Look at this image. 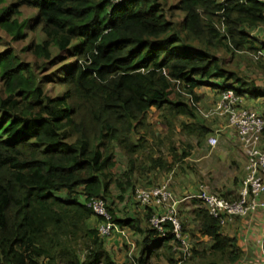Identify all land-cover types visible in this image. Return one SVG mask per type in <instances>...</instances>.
Segmentation results:
<instances>
[{"label":"trees","instance_id":"16d2710c","mask_svg":"<svg viewBox=\"0 0 264 264\" xmlns=\"http://www.w3.org/2000/svg\"><path fill=\"white\" fill-rule=\"evenodd\" d=\"M167 1L0 0V28L12 41L25 38L21 7L36 11L29 28L44 37L24 48L31 63L0 51V264H148L151 256L178 264L170 224L160 235L148 224L154 207L139 214V206H128L136 184L161 185L158 177L190 155V144L181 153L171 147L169 157L151 154L148 116H181L188 121L180 122L181 139L200 141L213 131L197 117L199 87L243 101L264 98V88L217 56L222 48L264 59V44L252 35L264 27V2L173 0L183 17L178 26L165 17ZM253 68L264 71V64ZM47 85L63 91L51 95ZM91 198H102L112 221L137 237L133 261L117 263L90 225L84 202ZM181 212V234H190ZM191 212V237L208 240L205 248L190 243L182 264L236 262V239L219 220L201 205Z\"/></svg>","mask_w":264,"mask_h":264},{"label":"rangeland","instance_id":"374dc122","mask_svg":"<svg viewBox=\"0 0 264 264\" xmlns=\"http://www.w3.org/2000/svg\"><path fill=\"white\" fill-rule=\"evenodd\" d=\"M173 6H174L173 0L167 1L166 5H164L163 3V8L167 12H168V8H169V12L172 10V13L168 12L165 17L168 21L171 20L179 26L183 17L179 12L173 9ZM19 12L20 14L18 15L17 20L20 22H24V24L27 22V27H24L25 38L19 41H12L11 35L7 33L4 29L0 28V51L6 48H10L14 52V54H16L17 57L22 60V62L31 63L33 62L32 56L29 54L28 51H23V50L25 47L29 46L31 41L33 40L41 41L44 39V37L42 34L39 33L38 31L39 27L33 26L32 28H29L30 25L33 24L32 19L35 17L36 11L30 8L21 7ZM170 14H173L172 18H170ZM215 22L217 21L215 20ZM252 35L255 38H257V40H259L260 43H264V27L259 28L257 32H255L254 30ZM54 53L56 54L57 51L54 50ZM217 56L221 59V61H223L224 66H226L228 69L232 71H238V69L242 70V73L247 77L248 81H250L251 79L255 80L254 81L255 86L264 88V71L253 68L254 65L264 64V59L262 57L257 59L252 58L251 53L248 52L235 53L231 55V53L230 54L225 53L222 48L217 52ZM46 89L47 91L50 92L51 95L54 96H58L63 91V89L58 86H54L53 89H51V87L47 85ZM196 92L197 95L201 97L200 102H198L197 104L200 115L202 113H207L216 104L215 102L217 101V96L219 94L213 93L209 87L204 85L199 87L196 90ZM209 94L211 95L209 96ZM205 96L208 98H205ZM248 101L250 102V99ZM259 102L260 103H257L256 105L258 106L260 105L261 108L264 110V99H262V101L260 100ZM248 107L252 110H255L251 106ZM260 113L264 117L263 112ZM201 116L197 114V117L200 121H202L208 126H210V123L213 124L211 120H213V118L215 117H209L206 119L203 118V116L202 117ZM168 119L172 124L170 128L167 127L166 121ZM148 120H149V128H147L148 129L147 145L149 146L148 148H152L151 154H153L154 156L156 155L158 149H160L161 153H163L166 156V154L168 155L170 154L171 147L175 148L176 151L175 153H181L182 149L186 146V144L191 145V148L189 150L190 151L189 157L186 158L182 163H179L177 165L175 164L172 171L169 174L160 175L156 183L157 184L167 183L168 189L172 192L174 198L176 200H179V203L177 204V209L178 211L179 209L183 211V213L181 212L183 214V217L180 213L181 221H183L186 224L187 230L193 232L195 231L196 224L194 225L195 222H192L193 213L191 211L193 209L200 207V205L198 203H192V200L184 199V197L188 196L189 194L196 193L199 190L200 186L205 188L209 192L217 195H221L224 193H230V196L236 195L237 193H235L234 190L238 180L237 177H239L240 174L236 166V161L233 159L235 154L233 153V155L231 156L230 151L218 146H216L210 152L209 148L206 147L205 145L208 136L205 138V143H203V140L199 142L197 141V139L188 138V136L185 135L184 138L181 139L182 132L179 128L180 122H188L185 118L181 116L171 117V115L166 111L163 114L160 111L153 110L148 116ZM154 136H156V139H153ZM154 143L156 145L159 144V147L156 146ZM166 145L167 148H165ZM221 157L224 159H222ZM140 159L142 160L143 158L140 157ZM120 163L121 165L119 168L123 170L124 161L118 160V164ZM136 188H145V186L136 184ZM115 193L117 195L118 192L115 191ZM116 206H118V209L124 211V208L127 209L128 206L135 208L138 207L139 204L138 205L135 204L132 195L131 203L128 206H125L124 204L120 205L119 203H116ZM133 210L137 211L139 214H141L142 212V208L140 206L136 210L135 209ZM92 220L96 221L98 219L92 216ZM89 223L90 225H93L92 222ZM191 232L188 235L191 245L193 243L199 244L200 239L198 237L197 240L192 238ZM127 237L129 238V240L133 242L137 239V237L131 235L128 236V234ZM193 239L194 242H192ZM205 241L199 245L196 244V247L205 248L207 244V242ZM173 246L176 247L178 245L175 243L173 244ZM121 248L124 255L126 256L127 249H124L123 247ZM135 252L137 253V249H135L134 253ZM176 253L177 255L175 256V258L177 260H180L181 259L180 252L178 251ZM152 257L153 256L150 257L148 264H165L164 257L158 256V257H154V259ZM209 259L210 257H206L205 261L208 262L207 260ZM201 263L202 261H198V264Z\"/></svg>","mask_w":264,"mask_h":264},{"label":"built area","instance_id":"2783aa9c","mask_svg":"<svg viewBox=\"0 0 264 264\" xmlns=\"http://www.w3.org/2000/svg\"><path fill=\"white\" fill-rule=\"evenodd\" d=\"M262 1L264 2V0ZM178 86L179 83L176 82L177 89ZM239 102L240 100L233 95L232 91H225L219 95L218 101L211 110L201 114L205 118L223 117L227 122V126L236 135L246 160L244 178L238 192V198L228 200L209 192L201 186L196 193L184 197V199L199 201L208 214L219 220L220 225L223 227L233 218L247 217L264 206L259 202L260 196L264 193V147L262 148L260 144L264 131V118L255 110L237 107ZM206 143L210 148H214L218 144V139L214 135L208 136ZM133 199L143 210L151 206L156 209L148 219L151 229L156 230L160 235H164L166 231L164 224H170L171 235L179 243L175 247L181 254L178 264H182L185 258L190 256V246L181 234V224L177 210L179 200L174 198L172 192L168 189L167 183L150 188H135ZM84 205L98 219L96 230L99 237L108 238L118 235L123 238L128 247L127 259L133 261L136 246L133 241L129 240L127 233L112 221L106 202L102 198H91L84 202ZM260 264H264L263 246Z\"/></svg>","mask_w":264,"mask_h":264},{"label":"crops","instance_id":"0c3cea01","mask_svg":"<svg viewBox=\"0 0 264 264\" xmlns=\"http://www.w3.org/2000/svg\"><path fill=\"white\" fill-rule=\"evenodd\" d=\"M210 95L211 94H209V96ZM205 98H208V97L205 96ZM218 99H219V95L217 96V101ZM262 99L264 98L250 100V102L247 99H245V101L240 99V101H241V105H245L246 109H250L248 106H251L255 109L256 112L262 115L260 112H263L264 114V110L261 108L260 105L259 106L256 105L257 103H260L259 101L260 100L262 101ZM211 122H213V124L210 123V126L208 127L211 128L213 133H211L209 136H212V135L216 136L218 139V144H217L218 147H222L230 151L231 156L233 155V153L235 154L233 159L236 161V166L238 168V172L240 176L237 177L238 180L235 185L234 191L235 193L238 194L243 178H244L245 156L241 150V147L238 143V140L236 138L234 131L230 127L227 126L226 120L223 117H215L213 118V120H211ZM203 143H205V139H203ZM260 144H261V147L263 148L264 147V136H262V138L260 139ZM205 145L206 147L209 148L210 152L216 147L215 146L214 148H210L207 143H205ZM224 194H227L226 197L228 200L233 199L234 196H237V194L233 196H230V193H224ZM259 202H261L264 205V193L260 196ZM149 208H153V207L151 206ZM91 222L93 223V225H95V228H96L98 220L96 221L91 220ZM223 232L227 234L229 237H234L236 239V245L239 249V258L236 262L232 264H260V261L262 258V245L264 241V206L260 207L256 212H254L253 214L247 217L233 218L223 228ZM181 233H182V229H181ZM182 235L184 236L185 240L190 244L189 237H188L189 234L187 233V234H182ZM106 239L108 241L106 248L110 250V253L114 257V260L117 263L126 262L127 257L124 255L122 248H121V247H125L124 246L125 240L119 237L118 235H113ZM199 239H200L199 242H202V240L204 241L206 240L205 242H207L208 240L207 238H199ZM192 242H194V240H192ZM218 264H227V263L218 262Z\"/></svg>","mask_w":264,"mask_h":264},{"label":"clouds","instance_id":"9594fccd","mask_svg":"<svg viewBox=\"0 0 264 264\" xmlns=\"http://www.w3.org/2000/svg\"><path fill=\"white\" fill-rule=\"evenodd\" d=\"M126 257H127V255H126Z\"/></svg>","mask_w":264,"mask_h":264}]
</instances>
